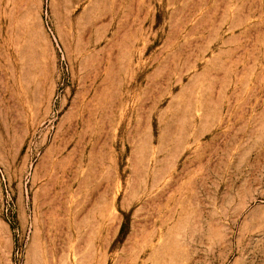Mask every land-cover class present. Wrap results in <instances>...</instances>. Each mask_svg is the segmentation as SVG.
Returning <instances> with one entry per match:
<instances>
[{
  "label": "rangeland",
  "instance_id": "obj_1",
  "mask_svg": "<svg viewBox=\"0 0 264 264\" xmlns=\"http://www.w3.org/2000/svg\"><path fill=\"white\" fill-rule=\"evenodd\" d=\"M0 264H264V0H0Z\"/></svg>",
  "mask_w": 264,
  "mask_h": 264
}]
</instances>
